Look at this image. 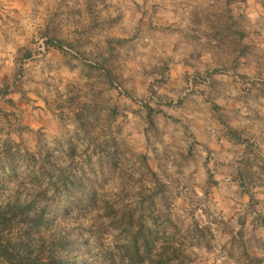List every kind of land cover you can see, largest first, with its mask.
Segmentation results:
<instances>
[{"label":"clouds","instance_id":"1","mask_svg":"<svg viewBox=\"0 0 264 264\" xmlns=\"http://www.w3.org/2000/svg\"><path fill=\"white\" fill-rule=\"evenodd\" d=\"M0 264H264V0H0Z\"/></svg>","mask_w":264,"mask_h":264}]
</instances>
